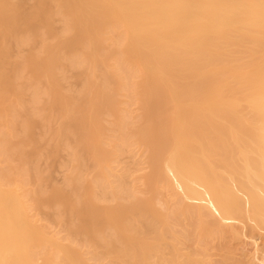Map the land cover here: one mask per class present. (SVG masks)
Returning a JSON list of instances; mask_svg holds the SVG:
<instances>
[{
	"label": "bare ground",
	"instance_id": "6f19581e",
	"mask_svg": "<svg viewBox=\"0 0 264 264\" xmlns=\"http://www.w3.org/2000/svg\"><path fill=\"white\" fill-rule=\"evenodd\" d=\"M136 87L144 191L110 165L124 122L106 143L100 120ZM63 149L65 186L39 167ZM3 154L0 264H264V0H0ZM241 234L254 250L237 258Z\"/></svg>",
	"mask_w": 264,
	"mask_h": 264
},
{
	"label": "rangeland",
	"instance_id": "374dc122",
	"mask_svg": "<svg viewBox=\"0 0 264 264\" xmlns=\"http://www.w3.org/2000/svg\"><path fill=\"white\" fill-rule=\"evenodd\" d=\"M31 1V0H30ZM55 25L60 28L61 19H57L55 21ZM27 49V45H20L17 47H13V51L20 55L24 53ZM24 73V70L21 73ZM138 79V76L136 77ZM27 80L20 76L17 78V82H23L27 84ZM63 89L70 91L72 94H76L80 88L82 87V81L78 76L77 69H69L65 72V76L61 79ZM29 94V90L25 91L24 98H27ZM117 104L115 106V112H111L110 110H106L100 114V120L103 126L102 131V139L106 141V143H110L113 135L117 134V126L123 121L125 125L126 137L129 141L128 149L117 153L110 161V165L112 166V171L116 174V176L120 175L125 178L127 183H136L138 188L144 191L145 187L141 183V179L143 178V174H145L148 170V165L146 161V149L136 140L135 136L131 133L130 125L131 123H136L141 119V108L139 105L138 99V91L136 88H131L129 90H119L116 94ZM27 101V100H26ZM26 104H28L26 102ZM48 125L43 127H35L34 133L40 138V141L45 146L50 144V132ZM115 138V137H114ZM4 157L5 154L0 155V159ZM39 167L41 168L43 175L46 173L50 175V180L56 182L59 185H64V178L69 172H74L75 169L73 167V163L68 160V152L63 149L58 151L56 156L54 157V161L50 163L49 159L45 157L44 154L39 156ZM42 157V158H41ZM4 162L1 160L0 165ZM82 174L87 178L91 177V172L89 168L82 169ZM27 186L33 185V181L28 179ZM45 182V181H44ZM46 183V182H45ZM65 186V185H64ZM141 191V193H142ZM162 202L165 200L168 204H171V197L168 196L166 191L161 192ZM160 202V201H159ZM157 201V206L161 205ZM103 203L108 204L109 201H104ZM50 211L48 207H44L43 211L37 212L36 215L39 218H42V222L46 225V228L50 233L57 234L59 236L64 237V228L63 225L54 220L50 215L46 214V212ZM179 230V228H176ZM65 241V239H63ZM259 242V239H257ZM229 248L232 250L235 257H242L243 254L250 256V254L254 250L253 241L241 234L238 239H228ZM209 252H211L212 258H218L219 256L212 252L214 249L209 247Z\"/></svg>",
	"mask_w": 264,
	"mask_h": 264
}]
</instances>
